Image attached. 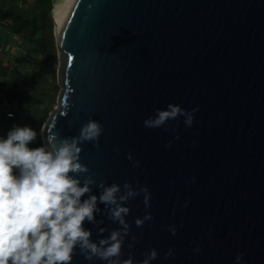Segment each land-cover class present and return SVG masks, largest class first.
<instances>
[{
    "label": "water",
    "instance_id": "water-1",
    "mask_svg": "<svg viewBox=\"0 0 264 264\" xmlns=\"http://www.w3.org/2000/svg\"><path fill=\"white\" fill-rule=\"evenodd\" d=\"M54 8L62 90L42 140L94 118L103 131L82 145L81 177L151 192L148 208L143 194L127 202L121 258L156 248L152 264H236L238 253L264 264V0H76L59 31ZM169 102L198 107L193 124L145 127ZM145 212L152 219L136 226ZM97 219L107 231L86 224L92 239L119 227ZM70 264L103 262L76 251Z\"/></svg>",
    "mask_w": 264,
    "mask_h": 264
},
{
    "label": "clouds",
    "instance_id": "clouds-1",
    "mask_svg": "<svg viewBox=\"0 0 264 264\" xmlns=\"http://www.w3.org/2000/svg\"><path fill=\"white\" fill-rule=\"evenodd\" d=\"M197 110L169 102L165 108H156L143 123L147 128L162 127L183 116L184 125L189 127ZM102 131V123L89 117L77 135H49L36 146L32 142L37 131L28 124H13L5 135H0V264H70L76 251L90 261L98 258L103 264H152L158 255L156 248L149 249L141 260L121 258L130 232L127 202L143 194L148 208L149 187H134L127 180L123 185L115 181L107 184L91 174L81 177L89 173L88 165L80 161L82 145L86 141L98 143ZM128 159L134 166L140 164L131 153ZM93 185L99 189L98 194ZM187 204L185 200L184 206ZM103 212L119 227L92 239V229L86 224L97 225V233L107 231L97 219V214ZM150 219L151 212H145L135 218V225L139 227ZM168 228L172 234L177 231L175 224ZM135 239L133 234L131 241ZM132 246L130 242L128 247ZM199 250L197 244L194 251ZM173 254L172 248L165 253ZM235 261L243 264L242 254L238 253Z\"/></svg>",
    "mask_w": 264,
    "mask_h": 264
},
{
    "label": "trees",
    "instance_id": "trees-1",
    "mask_svg": "<svg viewBox=\"0 0 264 264\" xmlns=\"http://www.w3.org/2000/svg\"><path fill=\"white\" fill-rule=\"evenodd\" d=\"M55 0H0L2 29L19 36L22 52L11 67L0 62V102L25 116L24 124L37 131L33 146L42 140V128L56 105L58 49L52 18ZM28 67L26 71L22 68ZM15 116V112H11ZM8 113V114H9ZM12 116V117H13ZM11 117V116H9Z\"/></svg>",
    "mask_w": 264,
    "mask_h": 264
},
{
    "label": "crops",
    "instance_id": "crops-1",
    "mask_svg": "<svg viewBox=\"0 0 264 264\" xmlns=\"http://www.w3.org/2000/svg\"><path fill=\"white\" fill-rule=\"evenodd\" d=\"M2 22L0 21V45L2 50L0 51V62L4 67H11L14 64V60L20 55L22 50V41L17 35H12L8 31L2 29ZM28 67L22 68L23 71L28 70ZM11 75L4 77L0 74V80L11 79ZM15 112V116L9 117L8 113L11 111ZM28 114H21L16 111L15 108L8 106L7 104L0 102V135H5L12 127L13 124L23 125L25 116Z\"/></svg>",
    "mask_w": 264,
    "mask_h": 264
},
{
    "label": "bare ground",
    "instance_id": "bare-ground-1",
    "mask_svg": "<svg viewBox=\"0 0 264 264\" xmlns=\"http://www.w3.org/2000/svg\"><path fill=\"white\" fill-rule=\"evenodd\" d=\"M76 0H65V3L55 5L54 18L57 21L58 31L61 30L68 20Z\"/></svg>",
    "mask_w": 264,
    "mask_h": 264
},
{
    "label": "rangeland",
    "instance_id": "rangeland-1",
    "mask_svg": "<svg viewBox=\"0 0 264 264\" xmlns=\"http://www.w3.org/2000/svg\"><path fill=\"white\" fill-rule=\"evenodd\" d=\"M60 3H65V0H55V2H54V6L56 5V4H60ZM55 9V8H54ZM56 23H57V21H56ZM57 28H58V26H57ZM5 31V30H4ZM58 62H57V80H58V85L60 86V91H59V95H60V92H61V90H62V86H61V80H60V77H59V73H60V68H61V65H62V59H60V57H59V54H58ZM59 95H58V97H57V101H56V105L54 106V109H55V107L58 105V99H59ZM53 109V110H54ZM52 110V111H53ZM51 111V112H52ZM51 112H50V114H51Z\"/></svg>",
    "mask_w": 264,
    "mask_h": 264
},
{
    "label": "built area",
    "instance_id": "built-area-1",
    "mask_svg": "<svg viewBox=\"0 0 264 264\" xmlns=\"http://www.w3.org/2000/svg\"><path fill=\"white\" fill-rule=\"evenodd\" d=\"M2 50V47H1V45H0V51ZM12 114V113H11ZM8 116H10L9 114H8ZM13 116V114L11 115V117Z\"/></svg>",
    "mask_w": 264,
    "mask_h": 264
}]
</instances>
